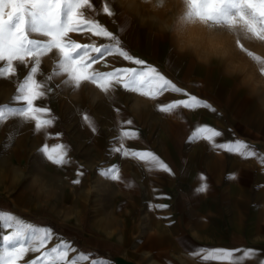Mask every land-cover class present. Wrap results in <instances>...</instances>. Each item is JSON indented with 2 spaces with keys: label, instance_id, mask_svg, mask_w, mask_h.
I'll return each mask as SVG.
<instances>
[{
  "label": "rangeland",
  "instance_id": "374dc122",
  "mask_svg": "<svg viewBox=\"0 0 264 264\" xmlns=\"http://www.w3.org/2000/svg\"><path fill=\"white\" fill-rule=\"evenodd\" d=\"M93 3L98 9L96 19L118 36L120 46L130 55L155 67L185 92L216 102L217 109L226 112L225 121L233 131L257 137L264 134V93L252 95L239 87L236 79L225 77L214 63L201 65L190 56L179 54L168 37L159 35L147 19L154 15L149 4L135 0L129 8L122 6L120 0H93ZM104 3L110 4L114 16L103 13ZM170 8L167 15L172 17H183L187 11L184 0ZM71 35L79 43L90 42L87 36ZM92 40L97 44L109 43L104 38L93 37ZM242 42L250 51L264 57V42ZM238 54L259 68L239 49ZM57 60L58 57L51 53L42 57L37 79L43 81L52 75ZM94 67L98 71H110L113 67L136 65L119 56H110L107 65L101 63ZM26 74L27 69L20 66L16 77L0 78V105L21 106L13 97ZM63 79V76H54L48 82L53 91L37 102L41 106L46 104L56 118L47 136L35 131L33 121L19 117L0 121V212L16 215L38 226L55 224L57 230L52 229L59 237L70 241L79 252L91 253V258L104 259L111 264H152L156 261L166 264L160 252L152 248L154 206L143 203V189L137 190L140 197H136V181L130 166L125 165L126 170H123L119 157L104 155V152L113 146L115 134L110 130L114 125L127 119L143 122L152 117L154 103L160 106L186 96L168 92L153 100L120 87L106 95L88 83L74 90L63 85ZM85 111L93 118L96 132L83 122ZM145 111L147 115H137ZM44 144L49 147L63 144L72 162L53 165L38 151ZM113 165L120 169L122 179L119 181L99 174V169ZM78 171L84 174L77 185L72 181L77 178ZM3 231L7 234L10 229ZM34 255L37 254L29 253L25 259Z\"/></svg>",
  "mask_w": 264,
  "mask_h": 264
},
{
  "label": "snow or ice",
  "instance_id": "6c2138e0",
  "mask_svg": "<svg viewBox=\"0 0 264 264\" xmlns=\"http://www.w3.org/2000/svg\"><path fill=\"white\" fill-rule=\"evenodd\" d=\"M187 11L183 19L198 18L208 21L214 27L229 26L239 29L236 32V46L252 61L259 65L260 75H264V57L250 51L242 40L264 42V0H184ZM93 0H0V78L16 77L20 66L27 69L16 89L14 101L20 102L19 107L0 105V121L9 117H19L24 121H33L36 132H44L54 124L55 117L50 108L37 102L53 91L49 81L54 76H63V85L74 90L81 89L88 83L104 94L115 92L117 87L126 92L136 93L153 100L165 93H177L186 99L173 100L160 105L161 113H172L177 109L212 108V106L196 95L189 94L178 87L170 79L157 71L144 60L135 58L120 46V39L104 24L96 19ZM103 13L114 16L113 8L104 3ZM71 34L87 36L88 43H79ZM104 38L109 43L97 44L92 38ZM58 57L52 75L43 81L37 79L41 71V59L48 54ZM119 56L123 61L131 62L136 67H113L110 71H98L97 64L107 65V58ZM59 87V86H57ZM215 111V109H212ZM117 112L120 110L117 108ZM82 120L93 132L97 131L95 122L86 111ZM133 121H123L119 134L114 139L110 153H118L123 158H131L143 162L148 170H160L172 174V169L151 150H136L126 146V141L138 139V132L123 127L132 125ZM222 132L208 126H197L189 137L190 141L202 139L218 150L238 153L242 157L257 156V152L243 141L216 142ZM39 153L56 166H64L72 161L68 149L63 144L49 147L44 144ZM264 164V157H260ZM99 174L112 181L122 179L118 166L99 169ZM83 171H78L73 184L80 183ZM228 179L235 180L236 175L230 174ZM204 181L205 177L200 176ZM207 183L196 188L198 193L209 190ZM151 207V205H150ZM156 207L165 209L168 205ZM5 229H10L4 234ZM53 241L54 246L48 247ZM255 249L247 248H198L188 253L198 258L202 264L209 261L227 262V264H244L245 260L256 255ZM29 253L37 254L25 259ZM237 253H240L237 255ZM73 254V255H70ZM111 264L104 259L91 258V253L79 252L70 241L59 237L51 227L38 226L26 222L20 217L0 212V264ZM260 264H264L261 261Z\"/></svg>",
  "mask_w": 264,
  "mask_h": 264
},
{
  "label": "crops",
  "instance_id": "0c3cea01",
  "mask_svg": "<svg viewBox=\"0 0 264 264\" xmlns=\"http://www.w3.org/2000/svg\"><path fill=\"white\" fill-rule=\"evenodd\" d=\"M198 98L212 108H180L161 113L159 105L154 103L151 118L123 125L138 132V139L126 141V146L153 151L169 165L172 174L149 171L143 162L110 153V149L104 155L119 157L123 170L130 166L136 181V197H140L137 190L143 189V203L154 206L152 248L160 252L166 264H202L188 254L201 247L255 249L256 255L244 264H260L264 261V164L260 162V157H264V134L257 137L233 131L225 121L226 112L218 110L216 102ZM145 113L148 114L145 111L137 115ZM121 126V123L114 125L110 132L117 137ZM197 126L221 131L222 137L216 138L218 143L239 139L256 151L257 156L242 157L218 150L202 139L190 141ZM230 174H235L236 179H228ZM201 175L204 181L200 180ZM130 180L134 179L130 177ZM201 183L210 186L207 192L196 191ZM160 204L168 207H156Z\"/></svg>",
  "mask_w": 264,
  "mask_h": 264
},
{
  "label": "clouds",
  "instance_id": "9594fccd",
  "mask_svg": "<svg viewBox=\"0 0 264 264\" xmlns=\"http://www.w3.org/2000/svg\"><path fill=\"white\" fill-rule=\"evenodd\" d=\"M149 4L154 13L147 18L161 36H167L181 55L190 56L196 63L215 64L229 79H236L238 86L252 95L264 93V75L238 54L237 28L214 27L208 21L167 15L170 6L180 0H141ZM122 6L131 7L135 0H120Z\"/></svg>",
  "mask_w": 264,
  "mask_h": 264
},
{
  "label": "trees",
  "instance_id": "16d2710c",
  "mask_svg": "<svg viewBox=\"0 0 264 264\" xmlns=\"http://www.w3.org/2000/svg\"><path fill=\"white\" fill-rule=\"evenodd\" d=\"M43 224L49 225L54 230H57V226L55 224H51V223H43Z\"/></svg>",
  "mask_w": 264,
  "mask_h": 264
}]
</instances>
